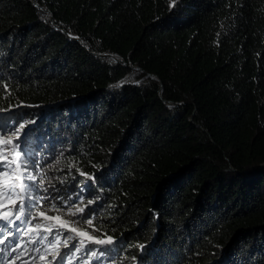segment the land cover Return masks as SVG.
<instances>
[{
	"label": "trees",
	"instance_id": "16d2710c",
	"mask_svg": "<svg viewBox=\"0 0 264 264\" xmlns=\"http://www.w3.org/2000/svg\"><path fill=\"white\" fill-rule=\"evenodd\" d=\"M17 124L87 263L264 264V0H0Z\"/></svg>",
	"mask_w": 264,
	"mask_h": 264
},
{
	"label": "snow or ice",
	"instance_id": "6c2138e0",
	"mask_svg": "<svg viewBox=\"0 0 264 264\" xmlns=\"http://www.w3.org/2000/svg\"><path fill=\"white\" fill-rule=\"evenodd\" d=\"M23 128L22 124H17L13 129L12 133L17 137V142L13 145V141L11 137L7 140H4L3 143L11 147V151L15 154L16 157H23L19 163H17L14 159H9L7 156L3 157L5 162L0 163V176L8 177L12 176L13 180L9 183L7 180H4L2 184H0V221L4 223H0V236H4V239H0V256H8L11 257L13 261L17 259H21L26 253L28 255L27 260H22V264H33V262L43 261L45 255L49 254V250L57 249V246L61 243V237L65 235L64 231H58L55 233L53 240H48V236L53 235L52 227L43 225L41 223H36L35 226H32V221L38 218H42L44 221H52L55 220L57 223L54 225L58 229L65 230L68 229L69 225L65 221H61L59 217L48 216L45 214L46 210H42L43 203L46 199L45 196L40 195L41 192L46 193L47 189L43 188V180L37 176L32 175L31 172L28 171V163L29 156L27 152H24L21 149V129ZM5 136L8 133H4ZM29 135L28 131L23 133V136L27 138ZM20 149V151H17ZM23 167L24 172H21V168ZM83 174V173H81ZM91 187V186H89ZM25 196L27 197V205L25 204ZM13 197L18 198L19 206L16 207L17 200L13 199ZM83 190L78 193L77 199H82ZM94 198V197H93ZM48 203L52 209H56V204L52 201L55 199L53 197H47ZM7 201H11L13 205L14 218H12V213L7 210L8 204ZM92 203V199H89V204ZM67 211L75 216L77 213H83V207H75L73 211V207L70 205L67 208ZM95 215L94 210H89L87 216L83 217L88 224L92 223L91 217ZM23 217V220H22ZM16 221H21L23 224L28 225L29 231L35 233L37 237H39L40 246H35L37 241L35 239L29 240L28 243L34 245L32 249L29 251L26 247L21 248L20 241H12L8 244H5V240L8 238L7 233L15 232L17 234H21L27 236L28 232H23L21 227L16 224ZM43 229L46 235L40 236V230ZM71 233H78V237H74L72 235H67L64 239V245L67 246L68 240L77 239V243H74L71 246L69 252L65 253L60 257L61 264L69 257L72 252L79 253L85 247V241H90L96 245H105L111 243V238L108 240L96 239L95 237L89 236L87 232H79L77 228L73 227L70 229ZM45 241H47V245H45ZM15 254V255H13ZM91 256H97L96 251L90 252ZM103 255V252L100 253ZM56 256L53 253V261H49L48 264H53ZM0 264H4L3 260H0Z\"/></svg>",
	"mask_w": 264,
	"mask_h": 264
},
{
	"label": "rangeland",
	"instance_id": "374dc122",
	"mask_svg": "<svg viewBox=\"0 0 264 264\" xmlns=\"http://www.w3.org/2000/svg\"><path fill=\"white\" fill-rule=\"evenodd\" d=\"M8 138L9 137L4 138L2 136V133H0V163L5 162L3 160V157H5V156H7L9 159H14V160L17 161V163H19L20 162L19 158L16 157L15 154L11 151V147L12 146L6 145L4 147L1 144V142H3L4 140H7ZM11 139L13 141V145H15V143H14L15 139H13L12 137H11ZM17 151H19V150L17 149ZM23 171H24L23 168H21V172H23ZM4 180H7L9 183H11L12 180H13V177L11 175L8 176V177L0 176V184H2ZM13 199L17 200L16 207H18L19 206L18 198L13 197ZM7 204H8L7 210L10 211V213H12V218H14L13 205H12L11 201H7ZM25 204L27 205V197L26 196H25ZM2 210L3 209H0V211H2ZM22 220H23V217H22ZM0 223H4V222L0 221ZM35 223H38V221H32V226ZM16 224L21 227L23 232H28L29 234L27 236H24V235H21V234H17L14 231L10 232V233H7V237L8 238L5 240V243L18 240V241H20V245L19 246L21 248H25L26 247L30 251L34 245L29 244L28 241L32 240V239H35L37 241L35 246H40L39 237H37L35 235V233L29 231L28 225L23 224L21 221H16ZM52 233H53V235L48 236V240H53V237H54L56 231L52 230ZM44 235H46V233L44 232L43 229H41L40 230V236H44ZM65 238H66L65 236H62L60 238L61 239V243L57 246V249L49 250V254L45 255L44 260L38 262V264H48L49 261H53V253L56 256V259L53 262V264H61L60 257L64 255L65 249L71 248V246L74 243H77V239H73L74 243L68 242L67 246H62V244L64 243V239ZM0 239H4V236H0ZM45 245H47V241H45ZM90 252L91 251H87L85 249V247L79 253L72 252L69 255V257L63 262V264H70V262H73V264H91V262L87 263V260H88V258L90 256ZM13 255H15V254H13ZM27 259H28V255L26 253L23 257H21V259H17L15 261H13L12 258L8 257V256H4L1 260L4 261V264H22V260H27ZM33 264H36V262H33Z\"/></svg>",
	"mask_w": 264,
	"mask_h": 264
}]
</instances>
